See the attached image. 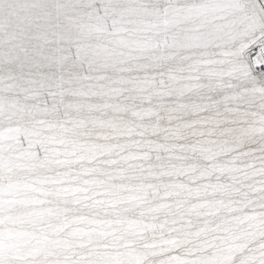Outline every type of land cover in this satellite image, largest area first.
Returning a JSON list of instances; mask_svg holds the SVG:
<instances>
[{
	"label": "snow or ice",
	"instance_id": "1",
	"mask_svg": "<svg viewBox=\"0 0 264 264\" xmlns=\"http://www.w3.org/2000/svg\"><path fill=\"white\" fill-rule=\"evenodd\" d=\"M0 264H264V0H0Z\"/></svg>",
	"mask_w": 264,
	"mask_h": 264
}]
</instances>
